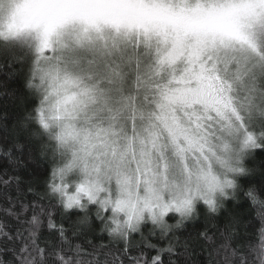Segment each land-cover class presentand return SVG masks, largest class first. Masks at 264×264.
<instances>
[{
	"label": "snow or ice",
	"instance_id": "snow-or-ice-1",
	"mask_svg": "<svg viewBox=\"0 0 264 264\" xmlns=\"http://www.w3.org/2000/svg\"><path fill=\"white\" fill-rule=\"evenodd\" d=\"M0 67V264H264V0H0Z\"/></svg>",
	"mask_w": 264,
	"mask_h": 264
},
{
	"label": "trees",
	"instance_id": "trees-1",
	"mask_svg": "<svg viewBox=\"0 0 264 264\" xmlns=\"http://www.w3.org/2000/svg\"><path fill=\"white\" fill-rule=\"evenodd\" d=\"M10 73L11 75L9 76ZM5 76H8L9 78L10 88H17L19 86L21 77L18 70L9 69L7 67H0V78H3ZM0 115H3V113L0 112ZM6 150L7 149L3 145H0V174H2L5 170L11 171L8 166L7 157L4 156V151ZM15 174L21 177L19 192L17 191L16 185H13L11 188L7 189V193L12 196H24L26 197L27 201L30 202L32 200L33 194L27 192L26 182L31 179V176L28 175L27 170L24 169H17ZM3 192L4 189H0V208H3L6 204V197L3 195ZM252 215L254 216L255 214L253 213ZM8 222L9 224L14 225V221H12L11 219H9ZM205 223L206 222L201 219L195 226L190 225L189 228L183 232L181 239L187 238L189 235H192L194 237L197 231L203 230ZM223 223L224 218L220 217L218 220L211 222L209 226L215 224L216 226L222 227ZM256 226L258 227L259 225L257 224ZM253 230L254 229H249V231ZM105 242H107V240ZM217 243H219V238L217 239ZM210 251L211 248L208 244L199 240L195 241L192 246V255L190 257L189 264H217L218 257H216L215 254L210 255Z\"/></svg>",
	"mask_w": 264,
	"mask_h": 264
}]
</instances>
